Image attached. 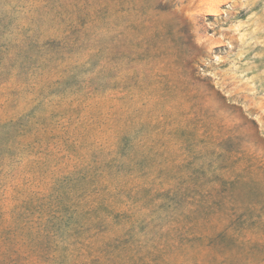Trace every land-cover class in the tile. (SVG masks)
Here are the masks:
<instances>
[{"label": "rangeland", "instance_id": "374dc122", "mask_svg": "<svg viewBox=\"0 0 264 264\" xmlns=\"http://www.w3.org/2000/svg\"><path fill=\"white\" fill-rule=\"evenodd\" d=\"M0 264H264V0H0Z\"/></svg>", "mask_w": 264, "mask_h": 264}]
</instances>
